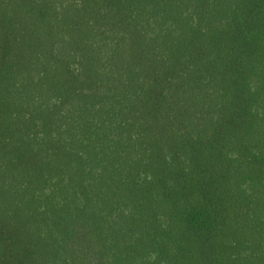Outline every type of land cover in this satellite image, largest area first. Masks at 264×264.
Segmentation results:
<instances>
[{"label": "trees", "instance_id": "1", "mask_svg": "<svg viewBox=\"0 0 264 264\" xmlns=\"http://www.w3.org/2000/svg\"><path fill=\"white\" fill-rule=\"evenodd\" d=\"M0 264H264V0H0Z\"/></svg>", "mask_w": 264, "mask_h": 264}]
</instances>
